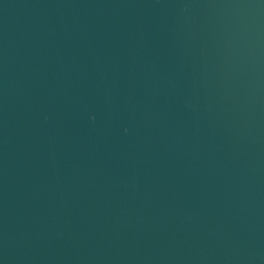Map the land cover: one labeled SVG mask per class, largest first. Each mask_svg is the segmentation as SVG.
<instances>
[{"label": "water", "instance_id": "95a60500", "mask_svg": "<svg viewBox=\"0 0 264 264\" xmlns=\"http://www.w3.org/2000/svg\"><path fill=\"white\" fill-rule=\"evenodd\" d=\"M0 264H264V0H0Z\"/></svg>", "mask_w": 264, "mask_h": 264}]
</instances>
